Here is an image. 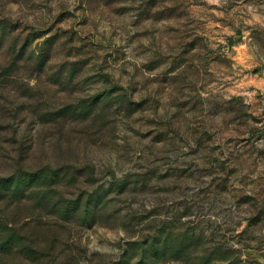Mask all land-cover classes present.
<instances>
[{
  "label": "rangeland",
  "instance_id": "rangeland-1",
  "mask_svg": "<svg viewBox=\"0 0 264 264\" xmlns=\"http://www.w3.org/2000/svg\"><path fill=\"white\" fill-rule=\"evenodd\" d=\"M0 264H264V0H0Z\"/></svg>",
  "mask_w": 264,
  "mask_h": 264
}]
</instances>
